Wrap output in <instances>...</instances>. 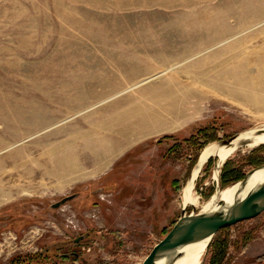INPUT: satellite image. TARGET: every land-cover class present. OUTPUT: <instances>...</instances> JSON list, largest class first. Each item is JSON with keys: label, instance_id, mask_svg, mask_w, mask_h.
<instances>
[{"label": "rangeland", "instance_id": "obj_1", "mask_svg": "<svg viewBox=\"0 0 264 264\" xmlns=\"http://www.w3.org/2000/svg\"><path fill=\"white\" fill-rule=\"evenodd\" d=\"M260 50L264 0H0V264H141L179 219L204 149L264 127V75L257 94L245 90L249 102L215 91ZM112 83L122 95H95ZM161 91L174 93L151 100L170 105L166 131L123 144L132 118L120 113L149 114ZM71 157L74 170L58 171ZM255 157L264 144L225 162L246 174ZM215 164L202 167L187 215L220 187ZM218 237L222 264H264V212Z\"/></svg>", "mask_w": 264, "mask_h": 264}, {"label": "bare ground", "instance_id": "obj_2", "mask_svg": "<svg viewBox=\"0 0 264 264\" xmlns=\"http://www.w3.org/2000/svg\"><path fill=\"white\" fill-rule=\"evenodd\" d=\"M238 35H241V34H238ZM231 40H233V37L226 40V42H223V44L228 43ZM261 52L262 51L260 50V51L250 52V54H247V55L243 54L242 57L239 58L238 60V63L241 64V73L238 72L237 74L236 70L231 72L230 77H229L231 79V85L225 86L224 84H217L215 88L217 90L215 91L221 92L223 96L229 99L231 98L232 101L238 102L240 104L244 102H249L252 96L247 95L245 90L246 89L253 90L254 93L257 94V92L260 91V88H261V81H259V77L264 75V63H263L264 55H262L264 53L263 52L261 53ZM199 56L200 54H197L193 56V58H196ZM224 63L228 65L229 61H225ZM223 66L226 67L225 64H223ZM173 69L175 68H169V71H172ZM160 75H162V73ZM156 78L157 76H154L152 78L144 80L143 82L139 84L133 85V87H129L127 91L140 87L144 85L145 83H148L149 81H152ZM170 95H174V93L165 91L163 93L161 92L155 95L152 94L149 96L147 101L150 102L152 99L157 98V97L161 99L171 97ZM117 97L119 96L115 95V96L109 97L108 99L112 100ZM105 101H106L105 99L98 100L96 103H94L92 107L84 111L77 112L74 117L80 116L84 114L85 112H88L93 108H96L98 105H102ZM150 103H151L150 105H152L154 109L149 114H146V113L144 114V109H139L138 106H135L132 109H128L124 113L123 112L120 113L122 117L128 116L132 118L130 119L131 121H128L127 123H122L121 128L119 129L120 130L119 136H122L121 140L123 144H129L136 139L145 137L155 132L166 131V128H164V126L168 121L171 120V116H172L171 113L167 114L168 108L170 105L168 106L167 109L159 108L160 110H162L160 111L157 109L158 103H155L152 101ZM170 111H172V109L169 110V112ZM69 120L62 121L60 124H63ZM261 130L264 131V127L261 128ZM256 131L257 130L251 131L248 135L252 136L255 134ZM251 138H252L251 143L247 145L248 148L249 147L252 148V147H256L261 144H264V134H261L256 137L252 136ZM238 149L239 148L236 146V142L232 143L229 147H218L216 144H211L204 149V151L198 158L197 166H195L194 169L191 171L190 176L185 184V187L183 188L182 198H181L182 207H186V208L188 206L196 207L199 205V199L194 196L193 191H194L195 182L198 178L200 170L202 166L204 165V163L206 162V160L210 157H215L217 160V166H218L217 170H218L221 167L222 162H225ZM111 153H114V152H111ZM69 160H68V163L64 164L63 166L60 165L59 166L60 168H58V171L66 173V172L74 170L75 166H74L73 158ZM101 164L102 165L100 166L99 169H102L106 166L105 157ZM217 170L215 171L212 180L217 179ZM263 180H264V170L255 171L249 178L248 183L242 195L245 196L252 188H254L258 184L263 182ZM237 188H238V185H231L229 187H226L218 191L216 195H213L210 197V199L208 200L206 204L205 203L203 204L201 208L202 211L203 212L216 211L218 209L217 202L219 200H222L226 204H231L233 201L234 193ZM208 242H209L208 240H204L201 242H197V243H193V244L185 246L181 250L182 257L179 258L174 264H201V260L206 251Z\"/></svg>", "mask_w": 264, "mask_h": 264}, {"label": "water", "instance_id": "obj_3", "mask_svg": "<svg viewBox=\"0 0 264 264\" xmlns=\"http://www.w3.org/2000/svg\"><path fill=\"white\" fill-rule=\"evenodd\" d=\"M254 130L257 131L254 135H252L253 137L264 134V131L261 130V128L252 129L231 136L226 140H219L213 144H216L218 147H229L232 143L236 142V146L238 148L245 147L251 143L252 136H249L248 134ZM211 158L212 157L208 158L204 165ZM197 161L198 158L194 167L197 166ZM224 163L225 162H222L221 167ZM217 167L216 160L214 173L217 170ZM221 167L217 170V179L213 180L217 183V187L220 183ZM257 170H264V165L251 169L245 174L241 181L233 184L238 185V188L234 193L231 204H226L222 200H219L217 202L218 209L216 211H200L198 213L193 211L188 215L186 213L187 208L182 207L179 219L175 222L164 238L152 248L141 264H174L182 257L181 250L185 246L208 240V247L212 238L222 229L232 227L244 221L253 220L261 215L264 212V180L252 188L245 196L242 195L249 178ZM220 190H222V188H216L212 196L216 195V193ZM65 202L66 199H63L60 203L54 204L53 208H57Z\"/></svg>", "mask_w": 264, "mask_h": 264}, {"label": "trees", "instance_id": "obj_4", "mask_svg": "<svg viewBox=\"0 0 264 264\" xmlns=\"http://www.w3.org/2000/svg\"><path fill=\"white\" fill-rule=\"evenodd\" d=\"M199 133H201V132H199ZM169 138L170 137H165V139H169ZM249 163L251 165H254V166L264 165V157L251 158ZM244 176H245V174H243L241 172V170H239L237 167H233L230 165L229 162H225L222 166L221 173H220V187L223 189L227 184H230V183L235 184V183L241 181L244 178ZM168 232H166V234ZM219 232L216 234V236H214L212 238L211 242L209 243V245L207 247V249L208 248L211 249L210 264H222V262L225 258V255H226L227 246H228L227 240L224 238L221 239L220 237H218ZM248 239L249 238H246V240H248Z\"/></svg>", "mask_w": 264, "mask_h": 264}, {"label": "crops", "instance_id": "obj_5", "mask_svg": "<svg viewBox=\"0 0 264 264\" xmlns=\"http://www.w3.org/2000/svg\"><path fill=\"white\" fill-rule=\"evenodd\" d=\"M110 87L112 88L111 90H110V92H104V87H102V89L99 91V90H96V94L95 95H97V96H103V95H109V96H111V94L112 95H122V93L120 94V93H114L115 92V89H114V87H115V85H114V83H112V85H110ZM127 91V90H126ZM161 92H163V91H161ZM123 94H124V92H123Z\"/></svg>", "mask_w": 264, "mask_h": 264}]
</instances>
